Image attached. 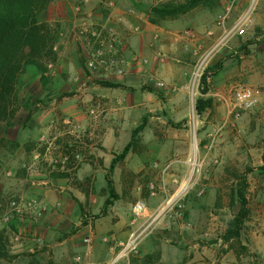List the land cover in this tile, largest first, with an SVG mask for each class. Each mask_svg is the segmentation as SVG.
Here are the masks:
<instances>
[{"label":"rangeland","instance_id":"374dc122","mask_svg":"<svg viewBox=\"0 0 264 264\" xmlns=\"http://www.w3.org/2000/svg\"><path fill=\"white\" fill-rule=\"evenodd\" d=\"M187 1L143 0L138 8L130 0V10L171 31L167 39L181 45L171 49L170 42L153 36L146 40L145 54L141 31L120 25L132 67L110 79L86 70L88 54H82L77 37L91 50V29L119 20L105 14L112 7L90 0L77 14L76 0L67 25L49 16L50 5L41 12L39 22L58 24L57 58L26 67L16 83L15 113L0 121V199H39L48 207L42 216L17 214L0 231V264H84L98 258L107 259L104 264H207V251L227 250L253 263L249 245L242 242H248L252 227L253 197L264 195V100L257 99L238 120L230 111L238 88L253 87L255 97L264 91L252 79L264 77V0H197L186 13L164 18L152 11ZM92 3L97 6L90 8ZM226 12L229 17L221 23ZM187 13L188 19L180 20ZM82 18L86 29L80 27ZM75 37L78 47L61 55L66 38L73 44ZM208 67L212 95H203L201 78ZM174 70L185 79L176 80ZM199 98L212 99L202 115L196 111ZM144 117L146 127L112 173L118 198L104 213L111 161ZM245 177L250 215L242 239L226 241ZM140 200L147 209L137 216L133 208ZM117 223L120 235L111 228ZM92 248L94 254L87 255ZM153 250L177 251L185 258L164 261Z\"/></svg>","mask_w":264,"mask_h":264},{"label":"trees","instance_id":"16d2710c","mask_svg":"<svg viewBox=\"0 0 264 264\" xmlns=\"http://www.w3.org/2000/svg\"><path fill=\"white\" fill-rule=\"evenodd\" d=\"M52 2L53 0H0V121L7 120L15 113L16 83L26 67L31 64H46L57 58L55 45L58 39L56 29L58 24L39 22V15ZM196 5L197 0H189L178 4L166 3L154 7L152 11L157 16L164 18L186 13ZM220 67L221 64L218 68ZM211 69L208 67L201 78L200 91L203 95L208 93L206 84ZM102 84L113 85L109 82H102ZM211 105V98H199L196 101L197 114L202 115ZM147 123L148 118L144 117L143 121L133 130L131 141L111 161L109 173L106 177L109 198L106 200L104 213H107L108 206L118 198L112 173L116 165L127 157L136 136L146 127ZM170 123L175 127L180 125L174 121ZM248 187V180L245 177L237 188L240 209L234 216L230 228L223 235L226 241L241 237L245 222L250 215L247 196Z\"/></svg>","mask_w":264,"mask_h":264},{"label":"built area","instance_id":"2783aa9c","mask_svg":"<svg viewBox=\"0 0 264 264\" xmlns=\"http://www.w3.org/2000/svg\"><path fill=\"white\" fill-rule=\"evenodd\" d=\"M90 2V0H80L76 6V13L81 14L83 8ZM107 5L114 7L115 3L113 0H107ZM229 11V10H228ZM130 13H134V10H130ZM76 14V15H77ZM138 20L143 19V15H137ZM229 17V12L224 13L220 16V22L225 23ZM122 19L115 21L112 24H103L100 30L91 29V50L89 51L85 67L89 73H96L100 77L105 79H110L113 77H120L127 75L132 67L130 59L125 54L123 49L124 40L120 31V23ZM82 28H88L87 20H81ZM242 21H239L237 26L242 25ZM133 32L141 31V28L138 25L132 26ZM190 32H188V35ZM57 49V47H55ZM138 60L137 56L132 57V61L136 62ZM133 62V63H134ZM199 72H197L198 76ZM160 86H163V82L158 83ZM257 102L255 97V89L250 86H242L236 90L232 99V109L230 114L235 120H238L241 116L243 110L252 108ZM151 188H155L153 185ZM154 194V192H152ZM170 203V202H169ZM47 204L43 200L39 199H18L16 197L9 199L5 202L3 199H0V231L7 229L8 226L12 223L13 218L17 214L30 213L36 216H42L43 213L47 210ZM147 206L146 203L142 200L136 202L133 211L139 216L144 214ZM166 207L163 208L165 210ZM180 211L177 215H182ZM159 216V215H158ZM157 216V217H158ZM156 217V218H157ZM155 220V219H154ZM151 223L146 226L145 229L139 234L142 235L150 227ZM135 235V234H133ZM16 240L20 238L19 234L14 237ZM138 237L134 238L136 241ZM133 243L130 242L128 246Z\"/></svg>","mask_w":264,"mask_h":264},{"label":"crops","instance_id":"0c3cea01","mask_svg":"<svg viewBox=\"0 0 264 264\" xmlns=\"http://www.w3.org/2000/svg\"><path fill=\"white\" fill-rule=\"evenodd\" d=\"M76 0H54L50 6L47 8V13L50 15H55L58 16V21L61 22V25H67L68 23H70L69 21V16L72 14L73 15V5L75 3ZM94 1H103L106 3L107 0H94ZM118 1V4L116 3V6L113 7V9H109L106 7V12L105 14L109 15V17H112L114 20H120L123 21V23H120L121 25H125L123 28L127 27H132L133 24L139 23L138 26L141 29V34H140V46L143 48V52L145 54H148L147 52H149V50H146V40L155 36L156 38H160V40L165 39L166 42H170L171 44V49H176V45H181L180 43H176L173 42L174 39H167L170 34L171 31L165 32L164 29L161 27V25H157V24H153V23H149L147 19H145V15L143 13H141L140 11H135L138 14L135 13H130V10L128 7L131 6L130 4V0H116ZM143 0H131V2L139 7H143L142 4H140V2ZM137 2V3H136ZM107 4V3H106ZM97 6L96 3H92L90 5V8L93 6ZM111 10V11H110ZM134 10V9H133ZM236 10H239V8H237ZM143 15V19L140 21L138 20L137 15ZM184 17L180 20H187L188 19V13L183 15ZM108 17V18H109ZM74 37V36H73ZM79 43L76 40L75 37V41L70 42L69 38L65 40V50L63 51L62 48V53L64 56H67L68 52H71V50H73V48H75V44L78 47V44L80 45V48L82 49V54L84 56H86L89 53L90 47H85L82 43L80 39V37H77ZM176 39V38H175ZM177 40V39H176ZM82 43V44H81ZM82 45V46H81ZM80 48H78V50H80ZM178 49V48H177ZM181 51V50H179ZM65 52V53H64ZM182 52V51H181ZM150 57V56H148ZM152 62H154L153 64H156V61L152 60ZM176 75V80L178 81H183L185 78L182 75V71L181 70H174L173 72ZM256 76V75H255ZM254 78H252L254 80V82L256 81L257 83L264 85V77L262 76H256ZM96 87H94L93 89H95ZM86 90L83 89L82 93L83 95L85 94ZM97 91H99L101 94L107 93L106 89H103V87H98ZM95 93H97L95 91ZM206 95H212L211 93H208ZM87 96V95H86ZM91 96V95H90ZM106 96V95H105ZM89 97V96H88ZM257 99L263 101L264 100V91L261 94H256ZM227 100V99H226ZM223 109V107H220ZM186 125V124H185ZM259 193V190H257ZM253 206H252V210H251V214H252V227L250 230V234H249V238L246 240L248 241L246 242H242V244L244 245H249L250 247V252H251V259H252V264H264V195L262 196L261 193L258 194V196L256 197V195H254L253 197ZM113 230L117 231L118 235H120V233L118 232V229L120 228V223H117L115 225H113L111 227ZM242 235L241 234V238L242 239ZM147 241V240H146ZM94 246V245H93ZM154 253H156V256L163 259L164 261H167L165 259H179V257H182L180 260L184 261L185 258V254L181 253V252H177V251H173L169 254H165L164 251H159V250H153ZM88 253L90 254H94V250L93 248L91 250H88ZM148 252H144L141 255H145ZM216 254H213L212 251H207V264H248L245 263L243 261H245V254L239 253V252H233V250H227L226 252H215ZM97 259V262L92 261V262H85L84 264H104L105 262H107V259ZM253 259H256L255 261H253ZM257 262V263H256ZM184 264H190V263H184ZM196 264H206L205 262H202V260L198 261V263Z\"/></svg>","mask_w":264,"mask_h":264},{"label":"bare ground","instance_id":"6f19581e","mask_svg":"<svg viewBox=\"0 0 264 264\" xmlns=\"http://www.w3.org/2000/svg\"><path fill=\"white\" fill-rule=\"evenodd\" d=\"M184 187H186V184L184 185ZM184 187H183V188H184Z\"/></svg>","mask_w":264,"mask_h":264}]
</instances>
